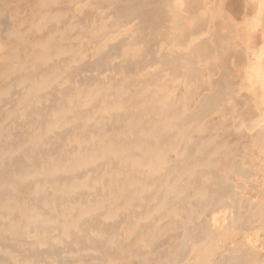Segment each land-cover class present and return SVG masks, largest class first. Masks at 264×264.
I'll return each instance as SVG.
<instances>
[{"label": "rangeland", "instance_id": "374dc122", "mask_svg": "<svg viewBox=\"0 0 264 264\" xmlns=\"http://www.w3.org/2000/svg\"><path fill=\"white\" fill-rule=\"evenodd\" d=\"M197 2L198 0H196V4ZM171 7H173L172 0H0V92L7 86H16L17 84L14 82V79L11 80V77H15L14 74L17 70L23 71L25 66L31 65H35L37 69L33 68L30 73L26 72L27 76L34 75L35 77H38L40 75L45 76L53 74L49 79V87H51L52 96H54L53 93L55 92H57L55 95L58 96L62 93V90H64V92L71 90L68 88L69 83L74 79L72 82H76V84L78 83L77 87L81 89L79 93V98H81V100L85 95H93L94 97V91L86 93V89L89 87L96 89L92 83L94 78L91 76L97 75L96 73L99 72V68L103 70L106 68V71L107 69L110 71H107L109 76H115L116 79L118 77L120 78V80H117L118 82L115 79V83H117V85H115L116 87L120 86L121 88L122 86H125L124 81H122L120 77V74L122 73H127V75L129 74L131 77H129V79L134 81V83L129 81L130 85L126 86L127 92L125 94L126 97L129 98H126L123 103V111L120 113L115 112V115L112 113L109 119L104 121V127L101 126L103 125L102 122H96L94 126L102 128L101 130L103 131L109 129V131L106 130L108 134L123 130V127H117L119 126L118 122L124 119L128 110L129 112L127 115H129L131 110H133V114L131 113L128 118L126 116L127 121H133L134 123L135 121L138 122L140 120H145V117L147 119L146 121H143L145 122V125L143 126V123H141L140 128L142 131H147L150 128L155 130V141H157V144L155 147L150 148L152 152L147 156L148 158L145 157L147 160L139 163V167H145V170H147L148 173H134L135 178L131 182H127L124 180V177L125 174H127L125 173V168L127 171L128 166L130 165L129 162L125 159L116 161L111 160L105 164L101 163L98 170L100 169L99 171L101 173L108 172L110 177L117 181L114 190H106L104 188V184L101 187V184H99V186L94 188L97 190V193L95 192V194L91 197L86 196L85 193L87 190L79 191L80 195L77 197L78 201L76 202L79 204L78 206L80 207L82 203L91 202L96 210L90 209L89 212L82 213L75 211V215L79 214L81 217L80 220L82 219L81 221H83L86 225L88 223V226H92L90 224H93L94 226L95 223H97L98 227L95 225V228L99 229L95 233V239L87 240L85 238L84 240L83 236V238L79 236L80 240L77 245L78 248L80 245V247L84 248L82 256L84 254V258L86 256L89 257L86 258V261L94 258V261H92L93 264H160L161 262H164L161 264H175L176 262L178 264H220V262L223 264L224 261L222 259L225 257H227V261L229 259L228 262L238 257L235 261H231L232 264H234V262L235 264H241L240 262H243L242 264H264V173L261 169L255 168L252 163L251 145L249 143L251 131H249L246 120L238 122V116H236L237 114H234L236 116L234 117V115L229 112V103L231 104L233 102V96L232 98L230 96V99L226 102L219 100L220 98L217 95L218 93L214 91L217 90L219 85L217 78H212V80L207 79L201 62H197L195 57H193V60L189 55L187 50V37L189 34L186 27H188L189 24L190 13L187 11L183 12L184 10H182L184 14L182 13L183 16L179 22L176 18L175 20L173 19L175 16L172 12L173 8ZM195 12L196 14H199L198 10H195ZM75 16L76 18L73 19ZM195 17H197V20L200 18L198 15H195ZM94 21L96 24L95 26H92ZM121 21L125 22L122 23ZM174 21H178V24ZM185 21L188 22L186 23ZM118 22H120L118 25H128L131 23L134 28H131V24H129L127 28L130 29L119 34L118 39L113 41L115 44L110 42L109 44L101 47L99 45V39L102 33L101 28L109 23V25H116ZM195 22H197L196 19ZM87 31L90 35H88L89 33ZM89 36L96 37V41L98 42H95V45L91 49L89 60L87 58L85 63L80 64L82 68H79L74 64V56L83 48V46L87 44L86 41ZM122 38H125L124 42ZM136 39H139L138 41H142L139 43L138 48L134 46V43L137 41ZM118 40L120 43L115 46ZM122 42L124 44L126 43V45ZM108 45L112 48L114 47L113 49L116 47V50L121 49V51H118L120 53H117L118 55L120 54L119 57L115 56L117 55L114 53L116 50H110L111 48ZM103 51H107L105 53L109 56L108 58L105 53L101 54ZM47 53L51 55L48 56L46 55ZM60 53L64 55L59 57ZM112 54L114 56L110 57ZM187 54L188 57H186ZM98 55L101 56V59L97 58L93 61V59ZM105 56L106 58L103 60V62L105 61L103 66L101 60L103 59L102 57ZM198 56L199 55L197 54V57ZM112 58H115V61L110 63L109 61ZM64 59H69L71 63L64 61ZM121 60L126 61L122 62ZM43 64L44 67L42 66ZM40 66L42 69H45L46 67H48V69L46 68V70H42L41 72L38 69ZM65 66H67L66 71ZM112 66L114 67L110 70L109 67ZM86 67L90 68V71L94 68L92 69L93 72H88L89 69ZM151 67L154 70H151ZM84 69L86 70V73L84 72ZM60 70H64L65 72L60 74ZM78 70L80 71L77 72ZM137 70L140 71L138 74H136ZM149 70L152 72H149ZM70 71H76V74L73 72V76ZM115 71H118V73ZM56 75H59L58 78L61 80H58ZM85 75L88 77L90 76L89 78L91 79ZM80 76H82V78ZM83 76H85V78ZM70 77L72 79H70ZM83 81H88L87 84L90 85L91 83L92 85L88 86ZM211 82H214V84ZM56 83L57 86H54ZM79 83L82 84L78 86ZM238 83H240V81L237 82V85L239 86ZM234 85L235 83L231 86H233L232 88L236 90L238 86L236 85V87ZM57 87L59 89H56L55 91V88ZM129 88H132L131 92ZM233 92L235 91L233 90ZM72 93L74 94L73 89L71 92L69 91L63 96V99L65 100H62L61 105H64V101H67L68 98L72 96ZM110 93L111 92H101L99 96H102L101 98L105 100V103H109L116 100L117 97L115 92L114 94L112 93L113 95ZM104 94L105 96H103ZM214 94L215 96H213ZM229 94H231L230 91ZM211 95L214 99H219H215V101ZM233 95H236V93H233ZM19 96V93L15 95L12 101L13 104L8 105L6 110L13 111L14 108L18 107L19 102L17 98ZM31 96L33 98L38 95ZM97 97L98 96H96V98ZM143 97L151 98L152 101L144 100ZM96 98L92 101V106L90 105L91 107L96 105ZM50 99H52L51 95ZM135 99L137 103L135 102ZM37 100L34 101L36 102ZM132 102L133 104H130ZM48 103V100H45L44 102L39 100L36 104L40 105V107H38L40 109L44 107L42 106L43 104L45 105ZM224 103H226L225 106L228 105L226 107L229 108V110L224 108ZM222 109H225L228 113L226 115L222 114L224 111ZM233 110L231 108V111ZM5 111L0 110V117H3L2 113ZM137 111L139 112L138 114ZM143 112L144 114L146 113L145 116L141 114ZM119 114H121L123 118ZM42 115H45V113L40 110L38 116L40 117ZM113 115L115 117H113ZM8 118L16 119L17 115L11 112ZM2 120H5L4 117ZM27 120L22 128H20V133L18 130H15L13 135L7 139L8 142L4 138V141L7 142L6 144L15 145L17 142L20 143L22 138L27 136L29 132L34 129V122L31 123ZM152 120H155V126L153 125ZM111 123L112 126L110 129L109 126ZM115 123H117V125H115ZM113 127H116L117 129ZM125 127L126 125L124 128ZM72 129V127H68L66 128V133H64L65 131L63 132L64 134L62 132V134L57 132L59 134L56 136L55 133L51 136V138L52 140L61 142L64 139V135L66 134L67 136V133H71ZM19 134H21V137ZM134 135H136V133H127V135L124 136L126 139L130 136L129 139L134 140ZM97 136L99 135H95L94 138H97ZM18 137L21 139L19 140ZM106 146L109 147L112 145L108 144ZM150 146L151 144H146L147 148ZM139 150L140 148L137 149L136 152L138 153ZM134 155L137 154L134 153ZM16 157L18 158V161H21L23 154H18ZM109 159L110 158H105V160ZM119 165L121 166V169L118 168ZM118 170H122L123 172H119ZM162 175L164 176L162 177ZM79 178L81 179V177ZM58 180L60 181L59 178ZM156 182H158V187H156ZM197 183H199V185ZM221 187L222 189H220ZM127 190H133L137 193H141V196L140 198H129L127 208V204H125V208L121 209L120 206L124 204V197L127 195ZM151 192H153L152 195H150ZM163 194H167L165 196L167 201L163 200ZM81 200H83V202ZM152 203L154 204L152 205ZM183 203L185 205L184 207ZM142 204L146 205L144 206ZM110 205L116 206V210L110 212L112 215H109L108 217L95 215L97 211H100L99 209L103 210L109 208ZM132 206H134V208ZM151 206H155V209ZM191 208L192 210L190 211ZM107 210H110V208ZM186 210L188 212H186ZM121 212L124 213L122 214ZM147 212L150 216L147 215ZM128 213H131L130 216L127 215ZM140 215H145L148 218L152 217L153 220L150 221L148 219L147 221ZM212 215H214V218ZM120 217H124L125 220L122 222V218L120 221ZM194 217L195 219H193ZM209 217H211V219ZM86 219H89L90 223ZM129 219L131 222H128ZM135 219L136 221H139L137 223L138 226L135 225V228L128 229L130 227V223H132ZM205 219L208 220L206 221ZM97 220L100 221L98 222ZM190 220L193 221L191 222ZM94 221L96 222L94 223ZM118 221L120 223H118ZM126 222H128V224ZM149 222L152 223L150 224ZM144 223L146 225L148 223L149 224L148 228L143 230L146 226ZM115 224H117V227ZM176 224H178L180 228H178V225ZM109 225L111 228H109ZM188 225L189 228L187 232L185 229ZM106 226L112 231L109 230V233L108 231L105 233V230H108ZM194 228H196L195 231L197 232L192 230ZM137 230L140 231L137 232ZM191 230L197 235H193V232L190 234L189 231ZM121 231H123V233H121ZM184 232H187V235L188 233L190 235L186 236V233ZM184 235V238L189 237L190 239H186V241L188 240L187 244L190 245V249H187L188 245L186 242L182 244V248L180 247L183 240H185L182 239ZM195 237H197V239ZM195 239L198 242L196 241L194 243L193 241H195ZM113 240H115L120 247L112 254H109L103 250V246L106 247L108 244H114ZM90 241H92V245L90 244ZM189 241H191V244ZM205 242L208 243L205 244ZM183 247L186 250H183ZM131 248H134L135 252ZM187 250L188 252L185 254ZM137 251H140L139 254ZM142 251L144 252L143 255ZM159 251L163 252V254L159 253ZM90 254L92 255L90 256ZM118 255L119 257H117ZM123 255H125V257ZM101 256L105 257V261ZM194 256L198 257L195 259ZM223 256L225 257L222 258ZM97 258L102 259L98 260ZM220 258L221 261L219 262ZM66 260L69 259L66 258ZM227 261L225 259L224 264H228ZM64 262L67 264V261ZM84 262L85 261H81L83 264ZM69 264L77 263H72L69 260Z\"/></svg>", "mask_w": 264, "mask_h": 264}, {"label": "bare ground", "instance_id": "6f19581e", "mask_svg": "<svg viewBox=\"0 0 264 264\" xmlns=\"http://www.w3.org/2000/svg\"><path fill=\"white\" fill-rule=\"evenodd\" d=\"M172 3H173V7H171V8H173L172 12L175 16V17H173V15H172V17L174 20L176 18V20H179V22H180V19L184 14L183 12L187 11L188 13H190L189 24H188V27H186L188 29V34H189L187 37L188 38V41H187L188 42L187 43L188 44L187 45L188 53L192 57L193 60H194L193 57H195V60L197 62L198 61L201 62V64L203 65L204 73H205V76L207 79L212 80V78L213 79L217 78V80H218L217 82L219 83V85H218V88L216 86L217 90H214V91H216L218 93L217 95L220 98V99L218 98L219 100L226 102L227 100L230 99V96H231V98L233 96V99H236V100L232 99L233 104L229 103V108H230L229 112L232 115L237 114L236 116H238V122H243L244 120H246V122L248 124L247 126L249 128V131H251V134L249 136V143L251 145L252 163H253L255 168L261 169L264 173V67H255V68H250V69L246 70V66L248 65V62H249L248 61V55H247L248 36L245 33V31L241 25V22L246 18V16L252 14L251 9L248 7V0H198L197 4H196V0H172ZM52 10H53V8H52ZM182 10H184V11L182 12ZM195 10H198L199 14H196ZM125 14H127V13H125ZM195 15L196 16L198 15L200 17L199 20H197V17H195ZM106 16H107V14H106ZM75 18H76V16L73 19H75ZM170 18H171V16H170ZM195 19L197 22H195ZM74 21H77V20H74ZM121 22L123 23L125 21H121ZM174 22L175 23L177 22V24H178V21H174ZM119 23L120 22H118L116 25L115 24L109 25L110 24L109 23L106 26H103V25H102L103 27L101 26L102 27L101 28L102 33H101V36L99 39V45L101 47L105 46L106 44H109L110 42L113 43V41L118 39L119 34L124 33L125 31H128V29H130L127 27L131 23H129L128 25H126V24L125 25H118ZM95 24H96V22L94 21L92 26L93 25L95 26ZM183 25H185V24H183ZM130 26L132 28L133 24H131ZM186 26H187V24H186ZM174 27H176V26H174ZM88 35H90V33ZM0 37H1V35H0ZM86 37H88V36H86ZM87 39H88L86 41L87 44L83 42L86 45L83 46V48L81 50H79L76 53V55L74 56L75 57V59H74L75 61L73 60L74 64L79 68L81 67L80 64L85 63L87 58L89 60L90 51L93 48V46L95 45V42H98V41H96V37H93V36H91V37L89 36V38H87ZM124 39L122 38L123 42L125 41ZM119 40H121V39H119ZM119 40L115 46L119 45L118 44V43H120ZM138 40L135 42L136 44L134 43V46H136V48H138L139 43L142 42V41H138ZM255 43L256 44L264 43V38H262L261 36H256L255 37ZM73 44H74V42H73ZM113 44H115V43H113ZM63 45H64V43H63ZM110 45H112V44H110ZM110 45H108V46H110ZM124 45H126V43ZM110 48H111L110 50H112L114 47L112 48L110 46ZM21 49H23V48H21ZM21 49H19V50H21ZM115 50H116V47H115V49H113V51H115ZM116 51L114 52L115 54L120 53L118 51H121V49H119V50L117 49ZM105 52H107V51H103L102 53L101 52L100 53L103 54ZM105 54L107 55V53H105ZM197 54L199 55L198 57H197ZM46 55L49 56L51 54L47 53ZM63 55L64 54L60 53L59 57H62ZM119 55L117 54L115 56L119 57ZM178 55H179V53H178ZM7 56H9V55H7ZM21 56H23V55H21ZM98 56H96L93 59V61L96 60L97 58L101 59L100 58L101 56H99V57ZM113 56L114 55L112 54V56H110V57H113ZM108 57L109 56L107 55V58ZM186 57H188V54ZM102 58L103 59L101 61L103 64V63H105V61L103 62V60H105L104 58H106V56L102 57ZM126 60H121V61L123 62ZM64 61L71 63L69 61V59H64ZM106 61H107V59H106ZM114 61H115V58H112L109 62L112 63ZM91 63H92V61H91ZM87 64H88V62H87ZM42 66L44 67V64ZM103 66H104V64H103ZM108 66H110V65H108ZM114 66L109 67V69L111 70ZM152 67L150 69L154 70ZM33 68H36V66L35 65L25 66L23 68V71L17 70V72L14 74L15 77L14 78L11 77V80L14 79V82L17 85L14 87H12V85L7 86L5 89L1 90V92H0V110H4V111L8 108V105L13 104L12 101H13L15 95L18 93L20 94V96L17 98V100L19 102L18 107L14 108L13 111L12 110H6L5 112H3L2 116L4 117L5 120H2L3 117H0V119H1L0 120V264H65L64 261H67L66 263L69 264V260H70V262H72V263L76 262L77 264H83V263H81V261L82 262L85 261L84 264H93L92 261H94L93 260L94 258L88 259L86 261V258H89V257L86 256L84 258V254L82 256L84 248L80 247L81 245L78 248L77 243L80 240L79 236H81V237L83 236L84 240H85V238L87 240L88 239H91V240L95 239L94 238L95 233L97 230H99L98 228H95V225L97 226V223H95L96 221H94V223H95L94 226H93V224H90L92 226H88L89 224L87 223V225H86L85 223H83V221H81L82 219L80 220L81 217L79 216V214L75 215L74 212L78 211L79 213H82V212H89L90 209H93V210H96V209L93 207V204L91 202L82 203L80 207L78 206L79 204L76 202L78 201L77 197H79V195H80L79 191L80 190H83V191L87 190L86 193L85 192L84 193L86 194V196L91 197L97 191L94 188L96 186H99V184H101L100 187L104 184V188L106 190H114L115 186L117 184V181L114 180V178H111L110 174L108 172L101 173L99 171L100 169L98 170L99 165H101V163L105 164L107 162H110L111 160L116 161V160L125 159L129 162L130 165L128 166L127 171L125 168V173H127V174H125V177H124V180L127 182H131L135 178L134 173H139V174L148 173V171L145 170V167L144 168L139 167V163L145 162L147 160V159H145V157L148 158L147 156L152 152L150 150V148L155 147V145L157 144V141H155V130H153L151 128L147 131L141 130V128H140L141 123H143V126H144L145 122H143V121L147 120L145 117H144L145 120H140L138 122L134 120L135 121L134 123H133V121H127L128 116L131 113L133 114V112H132L133 110H131V113L129 115H127L129 112V110H128L127 114H126L127 118L125 116L124 119H122V121L118 122L119 126H117V127H120V128L123 127V130H119L118 132H113L115 134H113V133L108 134V132L106 130L109 131V129H106L105 131H103V130H101L102 128L94 126V124H96V122H102V124H103L105 120L109 119V117L112 113L113 114L115 112L120 113L123 111V109H124L123 103L127 98L126 94H125L127 92L126 86H129L130 85L129 81H131L129 79V77H130L129 74L128 75H127V73L120 74L121 80L124 81V84H125V86H122L120 88V86L119 87L115 86V85H117V83H115L116 77L115 76H109L107 74L108 73L107 71H109L108 69L106 71V68L104 70L99 68V72L96 70L98 72V73H96L97 75L91 76L94 78V79L92 78L93 81L92 80L91 81L94 84V86L96 87V89H92L90 87L86 89V93L94 91V97H93V95H85L82 100H81V98H79V93H80L81 89H79L77 87L78 83L76 84V82H72L74 80L73 79L69 83V87L68 86L67 87L71 89V90H69L70 92L73 89L74 94L72 93L71 94L72 96H70L67 101H64L66 104L64 103V105H61L62 100H65V99H63V96L66 95V93L69 91L65 90L66 92H64V90H62L61 91L62 93H60L58 96L55 95V93H57V92H55V93H53L54 96H52L51 87H49L50 86L49 85V83H50L49 79L52 77L51 75H53V74L45 75V76L40 75L38 77H35L31 73L33 76H27L26 72L30 73ZM46 68L48 69V67H46ZM46 68L42 69L41 66L38 67V69L41 72H42V70L43 71L46 70ZM66 69H67V66H65V71H66ZM87 69H89L88 72L92 73L93 72L92 69H94V68H92L91 71H90V68H87ZM151 70H149V72H152ZM194 70H195V68H194ZM65 71L60 70V74L64 73ZM71 71H70V73H72V75L74 76V74H76L75 73L76 71L75 72L73 71L74 74ZM79 71L80 70H78L77 72H79ZM85 71L86 70L84 69V72ZM113 71H114V69H113ZM139 72L140 71L137 70V73L136 72L135 73L138 74ZM116 73H118V71ZM130 73H132V72H130ZM55 74H57V73H55ZM55 74H54V76H55ZM38 75H39V73H38ZM85 76H87V75H85ZM85 76H83V77L85 78ZM201 76H202V74H201ZM56 77L58 80H61L58 78L59 75H56ZM80 77L82 78V76H80ZM70 79H72V78L70 77ZM89 79H91V78H89ZM76 80H77V78H76ZM86 80H84V81H86ZM117 80H120V78L118 77L116 79V81ZM239 81H240V83H238L239 84V86H238L237 82H239ZM131 82L134 83V81H131ZM59 83H61V82H59ZM82 83H79L78 86H80V84H82ZM84 83L87 84L88 81L84 82ZM234 83H235L234 86H236V85L238 86V87L236 86L237 87L236 90L234 88H232L233 86H231ZM212 84H214V82ZM90 85H92V84L90 83ZM90 85H88V86H90ZM54 86H57V83ZM230 87H231V90H230ZM56 89L58 90L59 88L58 87L55 88V91H56ZM131 89H130V92H131ZM233 90L235 92H233ZM135 91H137V90H135ZM229 91L231 94H229ZM101 92H111L110 94H112V93L114 94V92H115L117 94L116 100L111 101L109 103H105V100L103 98H101L102 96L101 97L99 96ZM233 93H236L237 96L233 95ZM31 95H38V96H35L32 98ZM50 95H51L52 99H50ZM96 96H98V97L96 98ZM103 96H105V94ZM213 96H215V94ZM213 96H212V98H213ZM95 98H96V100H95L96 102L95 101L94 102L96 105L91 107L92 101ZM107 99H108V95H107ZM218 99H216V100H218ZM34 100H37V101L35 102ZM39 100L41 102L48 100L49 103L45 104V105L43 104L42 106H44V107L39 109L38 107H40V105L36 104ZM50 100H51V102H50ZM144 100L152 101L151 98H147V97H145ZM135 102L137 103L136 99H135ZM130 104H133V102ZM225 104L226 103H224L223 106H225ZM226 106H228V105H226ZM226 106L224 108L229 110V108H227ZM152 107H153V105H152ZM231 108H232V110L233 109L234 110L231 111ZM128 109H129V107H128ZM40 110L43 113H45V115H42L39 117L38 114H39ZM114 110H116V111H114ZM148 110H149V108H148ZM154 110H156V109H154ZM222 110L225 111V109H222ZM224 111L222 114L226 115L228 112L225 111L226 112L225 113ZM11 112L13 114L17 115L16 119L8 118V116L11 114ZM233 112H236V113H233ZM138 113L139 112L137 111V114ZM121 114H119V115H121ZM141 114H143L144 116L146 115V113L144 114V112ZM141 114H139V115L142 116ZM167 114H169V113H167ZM222 114H221V116H222ZM114 115H113V117H115ZM123 115H125V114H123ZM135 115H136V113H135ZM139 115H137V116H139ZM235 115H234V117H236ZM121 117H122V115H121ZM150 118H152V117H150ZM27 119L31 123L34 122V129H32L31 132H29V134L27 136L22 138V141L20 143L17 142L15 145L6 144L8 142L7 139L13 135L15 130H18V132H19L20 128H22V126L25 124V121ZM42 119H43V122H42ZM113 119H112V121H113ZM154 124H155V120L153 121V125ZM75 125H76V127H75ZM113 125H114V123H113ZM115 125H117V123H115ZM125 125H126V127L124 128ZM101 126L104 127V124ZM111 126H112V123L109 126L110 129H111ZM68 127H72L73 129H72L71 133L70 132L67 133V136H66V134L64 135V139L61 142L52 140L51 136L53 134L56 133V136H57V134H59L57 132L63 133L65 131L64 133H66L67 132L66 128H68ZM107 127H108V125H107ZM113 128H116V127H113ZM145 128H146V126H145ZM26 133H27V131H26ZM127 133H136V135H134V137H133L134 140L129 139L130 136L128 137V139H126V137L124 135H127ZM152 134H153L154 138L152 137ZM20 135L21 134H19V136ZM95 135H99V136H97V138H94ZM4 138L7 140V142L4 141ZM14 139H15V135H14ZM20 139L21 138H19V140ZM198 141H199V139H198ZM159 142H161V141H159ZM2 143L6 144V145H4ZM108 144H111L112 146L107 147L106 145H108ZM146 144H151V146L149 148H147ZM2 145H4V146H2ZM139 148H140V150L137 153L136 151ZM134 153L137 155H134ZM18 154H23V158L20 157L22 159L21 161H18V158L16 157ZM20 158H19V160H20ZM105 158H110V159L105 160ZM181 162H183V161H181ZM113 163H114V161H113ZM178 165H179V162H178ZM251 167H253V166H251ZM118 168L121 169V166L119 165ZM118 171L123 172L122 170H118ZM178 172H179V170H178ZM207 172L210 173L209 171H207ZM196 173H198V172H196ZM163 176L164 175H162V177ZM79 177H81V179ZM58 178L60 179V181L58 180ZM171 181H172V178H171ZM158 182H159V180H158ZM158 182H156V187H158L157 186ZM169 182H170V180H169ZM190 182L192 183L191 180H190ZM197 184L199 185V183H197ZM178 185H180V184H178ZM217 187H218V185H217ZM120 189H123V188H120ZM220 189H222V187ZM126 192H127V195L124 197L125 198L124 204L120 206L121 209L125 208V204H127L129 198H140V196H141V193H137L133 190L132 191L127 190ZM77 193H78V195H77ZM152 193L153 192H151L150 195H152ZM214 193H215V191H214ZM85 194H83V195H85ZM166 195L167 194L162 195V198L164 201H167L166 200L167 198L165 197ZM263 200H262V202H263ZM81 201L83 202V200H81ZM178 201H180V200H178ZM192 201H194V200H192ZM250 202H252V201H250ZM153 204L154 203H152V205ZM178 204H180V203H178ZM142 205H144V204H142ZM127 206H128V204L126 205V208H127ZM184 206L185 205L183 203V207ZM192 206H195V205H192ZM132 207L134 208V206H132ZM109 208H110V210H107ZM109 208H106L103 210L99 209L100 211H97V213H95V215H98L100 217L101 216L108 217L109 215H112V213H110V212H113L114 210H116V206L110 205ZM152 208L155 209V206H153ZM221 209H223V208H221ZM191 210H192V208L190 209V211ZM129 211H130V209H129ZM186 212H188V211L186 210ZM233 212H235V211H233ZM121 213L123 214L124 212H121ZM130 214L128 213L127 215L130 216ZM147 215L150 216L148 212H147ZM140 216H142V215H140ZM213 216L214 215H212V217ZM142 217L147 221H148V219L150 221L153 220L152 217L148 218L145 215H143ZM122 218H123V220H122ZM122 218L120 217V221L122 220V222H123L125 219H124V217H122ZM209 218L211 219V217H209ZM130 219H131V217H130ZM130 219L128 220V222H131ZM169 219H170V217H169ZM193 219H195V217ZM215 219H216V216H215ZM203 220H204V218H203ZM203 220H202V223H203ZM205 220L207 221L208 219H205ZM212 220H211V223H212ZM87 221L89 222V219ZM97 221L99 222L100 220H97ZM168 221H170V220H168ZM171 221H172V217H171ZM128 222H126V223L128 224ZM138 222L139 221H136V219L134 221H132V223H130V227L128 229L135 228V225H137ZM118 223H120V222L118 221ZM169 223H171V222H169ZM117 224H115L116 227H117ZM148 224L146 225L144 223V225H146V226L145 227L143 226L144 227L143 230L145 228H148ZM176 225H178V224H176ZM189 225L185 229V230H187V232H188ZM118 226H119V224H118ZM195 226H193V227H195ZM190 227H191V225H190ZM106 228H107V226H106ZM109 228H111L110 225H109ZM178 228H180L179 225H178ZM197 228H198V226H197ZM109 230H111V229L105 230L106 231L105 233H107V231L109 233L110 232ZM192 230L195 231L196 228H194ZM192 230L189 231L190 234H191V232H193L192 233L193 235H197L196 233L194 234V231H192ZM139 231L140 230H137V232H139ZM115 232H116V230H115ZM187 232H184V233H186L185 235L186 236L190 235L189 233L187 235ZM195 232H197V231H195ZM121 233H123V231H121ZM185 235L182 238L185 240H183V243H181V245L179 244L180 247L182 246V244H184V242H186V244L188 243L187 242L188 240L186 241V239H189V237L184 238ZM160 237H162V236H160ZM218 237H219V234H218ZM195 238L197 239V237H195ZM196 239H195V241H193V240H191V241H193L195 243L197 241ZM96 241H98V240H96ZM113 241H114V244H108L106 247L103 246V250L109 254H112L114 251H116L120 247L116 243L115 240H113ZM126 241H127V239H126ZM132 241H134V240H132ZM155 241H157V240H155ZM191 241H189L190 244H191ZM91 242L92 241H90V244H91ZM103 243H104V241H103ZM207 243L205 242V244H207ZM123 244H124V242H123ZM187 245L189 247V248L187 247V249H190V245L189 244H187ZM178 246H176V247H178ZM98 247H99V245H98ZM185 247H186V245H185ZM92 249L97 250L95 248H92ZM132 250H134V248ZM137 250H138V248H137ZM183 250H186V249L184 248ZM134 252H135V250H134ZM139 252L140 251H137L138 254H139ZM179 252H181V251H179ZM187 252H188V250L185 252V254ZM143 253L144 252L142 251V255H143ZM159 253L163 254V252H161V251H159ZM130 254H131V252H130ZM91 255L92 254H90V256ZM123 256L125 257V255H123ZM225 256H223L222 258H224ZM95 257H97V256H95ZM101 257L104 258V261H105V257H103V256H101ZM117 257H119V255ZM156 257H158V256H156ZM165 257H166V254H165ZM197 257L198 256H194L195 259ZM235 257H236V255H235ZM66 258H68L69 260H66ZM149 258H151V257H149ZM81 259H83V260H81ZM101 259L99 258L98 260H101ZM176 259H177V257H176ZM182 259H183V257H182ZM225 259L227 261V257H225L222 260L225 262ZM236 259H238V257L234 258L233 260L235 261ZM233 260H231V261L233 262ZM220 261H221V258L219 259V262ZM228 261H229V259H228ZM231 261L228 262V264L229 263L232 264ZM224 262H223V264H224ZM161 263H164V262H161ZM240 263L242 264L243 262H240ZM220 264H222V263L220 262ZM234 264H235V262H234Z\"/></svg>", "mask_w": 264, "mask_h": 264}, {"label": "clouds", "instance_id": "9594fccd", "mask_svg": "<svg viewBox=\"0 0 264 264\" xmlns=\"http://www.w3.org/2000/svg\"><path fill=\"white\" fill-rule=\"evenodd\" d=\"M248 7L252 14L246 16L241 25L248 36L246 70L264 67V43L256 44L255 37L264 38V0H248Z\"/></svg>", "mask_w": 264, "mask_h": 264}]
</instances>
